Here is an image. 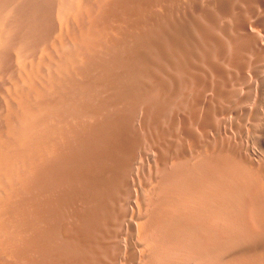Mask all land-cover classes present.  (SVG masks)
<instances>
[{
    "label": "rangeland",
    "instance_id": "374dc122",
    "mask_svg": "<svg viewBox=\"0 0 264 264\" xmlns=\"http://www.w3.org/2000/svg\"><path fill=\"white\" fill-rule=\"evenodd\" d=\"M263 45L264 0H0V148L51 139L10 264H264Z\"/></svg>",
    "mask_w": 264,
    "mask_h": 264
},
{
    "label": "bare ground",
    "instance_id": "6f19581e",
    "mask_svg": "<svg viewBox=\"0 0 264 264\" xmlns=\"http://www.w3.org/2000/svg\"><path fill=\"white\" fill-rule=\"evenodd\" d=\"M8 1V0H7ZM74 1V0H73ZM213 1V0H212ZM71 2V1H69ZM81 2V1H80ZM216 2V1H215ZM77 3H79V1H77ZM88 3V2H87ZM175 3V2H174ZM74 4V3H73ZM80 4V3H79ZM78 4V5H79ZM85 3H83L82 5H84ZM101 4V3H100ZM186 4V3H185ZM76 6H78L77 4H75ZM74 5V6H75ZM68 6V5H67ZM73 6V5H72ZM81 7V5H79ZM78 6V7H79ZM60 7V6H59ZM84 7V6H83ZM85 7H87L85 5ZM84 7V9H85ZM69 8V7H68ZM74 8V7H73ZM116 8V7H115ZM174 8V7H173ZM12 9V8H11ZM65 9V8H64ZM83 9V8H82ZM90 9V8H89ZM97 9V8H96ZM109 9V8H108ZM124 9V8H123ZM7 10V9H6ZM81 10V9H80ZM87 10V9H85ZM92 10V9H91ZM185 10V9H184ZM3 11V10H2ZM68 11V9H67ZM70 11V9H69ZM77 11V10H76ZM79 11V9H78ZM83 11V10H82ZM107 11V10H106ZM62 12V11H61ZM71 12V11H70ZM80 12V11H79ZM78 12V13H79ZM85 12V11H84ZM88 12V15H89V11H86V13ZM102 12V11H100ZM64 13V12H63ZM69 13V12H68ZM74 13V12H73ZM72 12L70 13L73 14ZM65 14V13H64ZM76 14V13H75ZM83 13L80 12V15H82ZM119 14V13H118ZM137 14V13H136ZM60 15V14H59ZM61 16V15H60ZM64 16V15H63ZM63 16H61L63 18ZM77 16V17H78ZM119 16V15H117ZM58 17V16H57ZM75 17V16H74ZM73 17V18H74ZM86 17V16H85ZM88 17V16H87ZM94 17V16H93ZM96 17V16H95ZM105 17V15H104ZM61 18V19H62ZM81 18V16H80ZM60 20V22L62 21L60 18H57ZM65 20H67L68 18H66L64 16ZM71 19H72V16H71ZM76 19V17H75ZM127 19V18H126ZM258 19V18H257ZM63 20V21H65ZM70 20V19H68ZM67 20V21H68ZM239 20V19H238ZM44 21V20H43ZM71 21V20H70ZM73 21V20H72ZM104 21V20H103ZM115 21V20H114ZM96 22V21H95ZM78 23V21H77ZM88 23V22H87ZM206 23V22H205ZM75 24V22L73 23ZM91 24V23H90ZM250 24V23H249ZM87 25V24H86ZM69 26V25H67ZM75 26V25H74ZM77 26V25H76ZM80 26V25H79ZM78 26V27H79ZM123 26V25H122ZM84 27V26H82ZM251 28V27H250ZM64 29V28H63ZM81 29V28H80ZM84 29V28H83ZM112 29V28H111ZM82 30V29H81ZM131 30V29H130ZM261 30V29H260ZM61 31V30H60ZM69 31V30H68ZM99 31V30H98ZM112 31V30H111ZM78 32V31H77ZM113 32V31H112ZM133 32V31H132ZM84 33V32H83ZM61 34V33H59ZM87 34V33H86ZM86 34H83L82 36L84 37L83 38V41L86 39L89 38H85L84 35ZM133 35V34H132ZM218 35V34H217ZM56 36V35H55ZM58 36V35H57ZM61 36V35H60ZM171 36V35H170ZM62 37V36H61ZM127 37V36H126ZM63 38V37H62ZM61 38V39H62ZM67 38V37H66ZM79 38V37H78ZM95 39V37H94ZM167 39V38H165ZM63 41V40H61ZM60 41V43H61ZM79 41V40H78ZM48 42V41H47ZM150 42V41H149ZM262 42V41H261ZM87 43V42H86ZM94 43V42H93ZM128 43V42H127ZM141 43V42H140ZM53 44V43H52ZM57 44V43H56ZM63 44V43H62ZM73 44V43H72ZM75 44V43H74ZM40 45V44H39ZM67 45V44H66ZM69 45V44H68ZM76 45V44H75ZM74 45V46H75ZM103 45V44H102ZM54 45H52L53 47ZM58 46V45H57ZM55 46V47H57ZM73 46V45H72ZM105 46V45H104ZM148 46V45H147ZM227 46V45H226ZM242 46V45H241ZM264 46V45H263ZM48 47V46H47ZM54 47V48H55ZM63 47V46H62ZM153 47V46H152ZM58 48V47H57ZM71 48V47H69ZM75 48V47H74ZM48 49V48H47ZM60 49V48H58ZM58 49L56 52H58ZM232 49V48H231ZM2 50V49H1ZM23 51V49H21ZM78 50V49H77ZM148 50V49H147ZM146 50V51H147ZM156 50V49H155ZM70 51V50H69ZM72 51V49H71ZM98 51V50H97ZM150 51V50H149ZM153 51V50H152ZM243 51V50H242ZM68 52V51H67ZM86 52V51H85ZM21 53V52H20ZM24 53V52H23ZM72 53V52H71ZM113 53V52H112ZM158 53V52H157ZM5 54V53H4ZM58 54V53H57ZM56 54V55H57ZM150 54V53H149ZM87 55V53H86ZM159 55V54H157ZM246 55V54H245ZM28 56V55H27ZM80 56V55H79ZM110 56V55H109ZM263 56V55H262ZM22 57V55H21ZM50 57V56H49ZM53 57V56H52ZM77 57V56H76ZM160 57V56H159ZM246 57V56H245ZM25 58V57H24ZM23 58V59H24ZM27 58V57H26ZM82 57H80L79 59H81ZM112 58V57H111ZM158 58V57H157ZM263 58V57H262ZM28 59V58H27ZM156 59V58H155ZM164 59V58H163ZM253 59V58H252ZM26 60V59H25ZM24 60V61H25ZM32 60V59H30ZM35 60V59H34ZM51 60V59H50ZM89 60V59H88ZM216 60V59H215ZM258 60V59H257ZM40 61V60H38ZM3 62V61H2ZM26 62H28L26 60ZM25 62V63H26ZM136 62V61H135ZM143 62V61H142ZM146 62V61H145ZM24 63V62H23ZM187 63V62H186ZM224 63V62H223ZM30 64H31V61H30ZM77 64V63H76ZM138 64V63H137ZM19 65V63H18ZM22 65V64H21ZM25 65V64H23ZM34 65V62L33 64ZM40 65V64H39ZM86 65V64H85ZM115 65V64H114ZM1 66V65H0ZM52 66V65H51ZM59 66V65H58ZM65 66V65H64ZM137 66V65H136ZM25 68L27 67L24 66ZM77 67V66H76ZM33 68V67H32ZM38 68V67H37ZM1 69V68H0ZM56 69V68H55ZM59 69V68H58ZM57 69V73H58V70ZM51 70V68H50ZM60 70H61V67H60ZM63 70V69H62ZM88 70V69H87ZM32 71V70H31ZM143 72V71H142ZM5 73V72H4ZM31 73V72H30ZM32 73H34V71H32ZM32 73L30 75H32ZM63 73V72H62ZM6 74V73H5ZM21 74V73H19ZM97 74V73H95ZM184 74V73H183ZM13 75V74H12ZM28 74H26L27 76ZM35 75V74H34ZM60 75V74H59ZM214 75V74H213ZM23 76V75H22ZM21 76V77H22ZM50 76V75H49ZM216 76V75H215ZM220 76V75H219ZM1 77V76H0ZM12 78V77H11ZM23 78V77H22ZM25 78V77H24ZM23 78V84H26L27 85V81H31L29 80L30 76H28V79L26 81V79ZM33 78V77H32ZM117 78V77H116ZM205 78V77H204ZM214 78V77H213ZM35 79V77H34ZM51 79V78H50ZM58 79V77H57ZM47 80V79H46ZM26 81V82H25ZM151 81V80H150ZM3 82V81H2ZM25 82V83H24ZM34 82V81H33ZM84 82V81H83ZM211 82V81H209ZM241 82V81H240ZM4 83V82H3ZM12 83V82H11ZM32 83L29 82V84ZM217 83V82H216ZM6 84V83H5ZM28 84V85H29ZM109 84V83H108ZM155 84V83H154ZM211 84V83H210ZM34 85V84H33ZM56 85L53 84V81L52 83H49L48 86H47V91L49 94H52L54 95L56 93ZM63 86V85H62ZM193 86V85H192ZM28 87V86H27ZM31 87L32 89V86H29ZM107 87V86H106ZM58 88V87H57ZM66 88V87H65ZM9 89V88H8ZM34 89V88H33ZM36 90V89H35ZM23 91V90H22ZM104 91V89H103ZM98 92V91H97ZM24 93V92H22ZM19 94V93H17ZM36 94H40L39 92H37ZM58 94V93H57ZM67 95V94H66ZM20 96V95H19ZM18 96V97H19ZM22 96V95H21ZM26 96V95H25ZM38 96V95H37ZM48 96V95H47ZM71 96V95H70ZM6 97V96H4ZM23 97V96H22ZM49 97V96H48ZM54 97V96H53ZM52 97V98H53ZM69 97V95H68ZM240 97V96H239ZM27 98V97H26ZM51 98V99H52ZM62 99V98H61ZM64 99V98H63ZM37 100V99H36ZM39 100V99H38ZM60 100V99H59ZM15 101V100H13ZM17 101V99H16ZM26 101V100H25ZM62 101V100H61ZM58 102V101H57ZM63 102V101H62ZM65 102V101H64ZM19 104V103H18ZM37 104V103H36ZM67 104V103H66ZM65 104V105H66ZM136 106V105H135ZM205 106V105H204ZM33 107V106H32ZM38 107V106H37ZM43 107V106H42ZM47 108H51V105H46ZM31 108V107H30ZM35 108V107H34ZM45 108V107H44ZM62 108V107H61ZM67 108V107H66ZM69 108V107H68ZM46 109V108H45ZM71 109V108H70ZM189 110V109H188ZM40 113L44 112L42 110H38ZM66 111V110H65ZM137 111V110H136ZM192 111V110H191ZM48 112V111H47ZM49 113V112H48ZM2 114V113H1ZM75 114V113H74ZM180 114V113H179ZM143 115V113H142ZM31 116V120L29 121H26L24 122L25 124L23 125L25 127L23 133H22V138L20 139L19 137V145H20V149H21V152L19 153H14V152H11V151H6V149H2L0 148V264H10L11 262H16V261H19V263H21L20 261L24 262L27 260V250L29 249L30 245H32V243H30V240H29V233H30V222L29 219L32 218V214H34V210L29 207H26L22 210H18V202L20 201V198L22 199L24 194L26 192H28L30 189L33 188V182L35 181L34 180V177L37 175L38 176V172L42 171L40 170V166H41V161H43L42 159V156H43V153H44V150H46L47 146L49 145V141L51 139H48L46 137V135H43V131H41V126H42V118L38 116H33L32 114H29V117ZM203 117V116H202ZM210 118V117H209ZM25 119V118H24ZM194 119V118H193ZM43 120H44V115H43ZM140 120V119H139ZM51 121V120H50ZM48 122V121H47ZM140 122V121H139ZM202 122V120H201ZM54 123V122H53ZM202 124V123H201ZM86 125V124H85ZM198 125V124H197ZM45 126V125H44ZM48 127V126H47ZM46 127V128H47ZM61 127V125H60ZM10 128V127H9ZM55 128V127H54ZM59 128V127H57ZM70 128V127H69ZM194 128V127H193ZM48 129V128H47ZM87 129V128H86ZM180 129V128H179ZM212 130V129H211ZM13 131V130H11ZM52 131V130H51ZM54 131V130H53ZM75 131V130H74ZM73 132V131H72ZM1 133V132H0ZM58 133V132H57ZM6 134V133H5ZM7 134H9L7 132ZM21 134V133H20ZM52 134V133H51ZM69 134V133H68ZM12 135V134H11ZM67 135V134H66ZM65 135V136H66ZM73 135V134H72ZM2 135H0L1 137ZM5 135H3L2 137H4ZM10 136V135H9ZM71 136V135H70ZM1 137V138H2ZM13 137V136H11ZM82 137V136H81ZM172 137V136H171ZM50 138V137H49ZM72 138V137H71ZM5 139V138H4ZM10 139V138H9ZM13 139H15V137H13ZM18 139V138H17ZM68 139V138H67ZM1 140V139H0ZM54 140V137H52V141ZM2 141V140H1ZM0 141V142H1ZM61 141V140H59ZM63 141V140H62ZM70 141V140H68ZM155 141V140H154ZM11 144V143H10ZM55 144V143H54ZM67 144V143H66ZM87 144V143H86ZM148 144V143H147ZM12 145V144H11ZM16 145V143H15ZM14 145V146H15ZM66 146V145H65ZM70 146V145H69ZM146 147V146H145ZM151 147V146H150ZM13 150V149H12ZM52 150H53V147H52ZM164 151V150H163ZM175 151V150H174ZM53 152V151H52ZM67 152V151H66ZM176 153V152H175ZM45 154V153H44ZM164 154V153H163ZM253 154V153H252ZM55 155V154H53ZM58 155V154H57ZM247 155V154H246ZM245 155V156H246ZM249 155V154H248ZM64 156V155H63ZM135 156V155H134ZM45 160H49L46 159L45 157H47V154L46 156L44 155L43 156ZM49 157V156H48ZM158 157V156H157ZM55 159V158H54ZM64 159V158H63ZM173 159V158H172ZM171 159V160H172ZM196 160V159H195ZM49 162V161H48ZM172 162V161H171ZM55 163V162H54ZM156 163V161H155ZM47 164V163H46ZM173 164V163H172ZM252 164V163H251ZM54 166V165H53ZM51 166V167H53ZM258 166V165H257ZM144 167V166H143ZM200 168V167H199ZM198 168V169H199ZM262 168V167H261ZM195 169V168H194ZM197 169V168H196ZM40 170V171H39ZM201 170V169H200ZM245 170V169H244ZM52 171V170H51ZM198 171V170H197ZM221 171V170H220ZM246 171V170H245ZM200 172V171H199ZM219 172V171H218ZM251 173V171H249ZM129 173V172H128ZM263 173V172H262ZM58 174V173H57ZM125 174V173H124ZM199 174V173H198ZM230 175V174H229ZM237 175V174H236ZM239 175V174H238ZM237 175V176H238ZM243 175V174H241ZM201 176V175H200ZM220 176V175H219ZM46 177V176H44ZM43 177V178H44ZM127 177V176H125ZM215 177V176H214ZM222 177V176H221ZM240 177V176H239ZM248 177V176H247ZM252 177V176H251ZM37 178V177H36ZM35 178V179H36ZM231 178V177H230ZM242 178V177H241ZM240 178V179H241ZM256 178V177H255ZM47 179V178H46ZM217 179V178H216ZM224 179V178H223ZM243 179V178H242ZM250 179V178H249ZM254 179V178H253ZM252 179V181H253ZM42 180V179H41ZM62 180V179H61ZM191 180V179H190ZM198 180V179H197ZM219 180V179H218ZM259 180V179H258ZM261 180V179H260ZM40 181V180H39ZM45 181V180H44ZM63 181V180H62ZM133 181V180H132ZM256 181V180H255ZM48 182V181H47ZM200 182V180H199ZM219 182V181H218ZM217 182V183H218ZM231 182V181H230ZM239 182V181H238ZM43 184V181L41 182ZM196 183V182H195ZM225 183V182H224ZM254 183V182H253ZM257 183V182H256ZM40 184V183H39ZM49 184V183H48ZM253 185V184H252ZM258 185V184H257ZM34 186H36L34 184ZM49 186V185H48ZM224 186V185H223ZM239 186V185H238ZM241 186V185H240ZM251 186V185H250ZM145 187V186H144ZM231 187V186H230ZM237 187V186H236ZM244 187V186H243ZM246 187V186H245ZM248 187V186H247ZM252 187V186H251ZM254 187H255V184H254ZM252 187V188H254ZM35 188V187H34ZM257 188V186H256ZM255 188V189H256ZM264 188V187H263ZM41 189V188H40ZM50 189V188H49ZM145 189V188H144ZM231 189V188H230ZM262 189V188H261ZM235 190V189H234ZM249 190H252V189H249ZM34 191V190H33ZM201 191V190H200ZM227 191V190H226ZM255 191V190H254ZM253 191V192H254ZM160 192V191H159ZM176 192V191H175ZM245 192V191H244ZM248 192V191H247ZM261 192H264V191H261ZM60 193V192H59ZM203 193V192H202ZM201 193V194H202ZM250 193V192H249ZM255 193V192H254ZM164 194V193H162ZM161 194V195H162ZM174 194V193H173ZM180 194V193H179ZM199 194V193H198ZM247 194V193H246ZM253 194V193H252ZM251 194V195H252ZM65 195V194H64ZM241 195V194H240ZM248 196V197H251ZM258 195H260V193H258ZM163 196V195H162ZM169 196V195H167ZM175 196V194H174ZM179 196V195H178ZM231 196V195H230ZM238 196V195H237ZM243 196V195H242ZM176 197V196H175ZM130 198V197H129ZM174 198V197H173ZM179 198V197H178ZM205 198V197H203ZM244 198V196H243ZM257 198V197H256ZM55 199V198H54ZM65 199V198H64ZM168 199V198H167ZM222 199V198H221ZM237 199V198H235ZM250 199V198H249ZM252 199V197H251ZM73 200V199H72ZM171 200V198H170ZM63 201V200H62ZM152 201V200H151ZM151 201H149L151 203ZM243 201V200H242ZM177 202H180V201H177ZM198 202V201H197ZM217 202V201H215ZM232 202V201H231ZM241 202V201H240ZM245 202V201H244ZM36 203V202H35ZM133 203V202H132ZM136 203V202H135ZM156 203V202H155ZM200 203V202H199ZM226 203V202H225ZM224 203V204H225ZM175 204V201L173 204L171 205H174ZM177 204V203H176ZM182 204V203H181ZM223 204V203H222ZM227 204V203H226ZM20 205V204H19ZM137 205V204H136ZM184 205V204H183ZM190 205V204H189ZM24 206V205H23ZM35 206V205H34ZM226 206V205H225ZM193 207V206H192ZM227 207V206H226ZM260 207V206H259ZM36 208V207H34ZM56 208V207H55ZM225 208V207H224ZM239 208V207H238ZM78 209V208H77ZM112 209V208H111ZM192 209V208H190ZM250 209V208H249ZM222 210V209H221ZM71 211V210H70ZM132 211H135L132 209ZM131 211V212H132ZM176 211V210H175ZM218 211V210H217ZM228 211V210H227ZM181 212V211H180ZM204 212V211H203ZM66 213V212H65ZM109 213V212H108ZM182 213V212H181ZM199 213V212H198ZM228 213V212H227ZM110 214V213H109ZM133 214H135L133 212ZM196 214V213H195ZM224 214V213H223ZM84 215V214H83ZM125 215V214H124ZM161 215V214H160ZM212 215V214H211ZM44 216V215H43ZM63 216V215H62ZM67 216V215H66ZM116 216V215H115ZM139 216V215H138ZM163 216V215H162ZM226 216V215H225ZM246 216V215H245ZM161 217V216H160ZM207 217V216H206ZM133 218V216H132ZM131 218V219H132ZM224 219V218H223ZM46 220V219H45ZM72 220V219H71ZM170 220V219H169ZM144 221V220H143ZM252 221V220H251ZM241 222V221H240ZM211 223V222H210ZM59 224V223H58ZM121 224V223H120ZM219 225V224H218ZM259 226V225H258ZM263 226V225H262ZM164 227V226H163ZM104 228V227H103ZM139 228V226H138ZM185 228V227H184ZM141 229V228H140ZM212 229V228H211ZM264 229V228H263ZM261 229V230H263ZM76 230V229H75ZM164 230V229H163ZM259 232V231H258ZM62 233V232H61ZM139 233V231H138ZM166 233V232H165ZM168 233V232H167ZM245 233V232H244ZM140 234V233H139ZM206 234V233H205ZM208 234V233H207ZM248 234V233H247ZM253 234V233H252ZM65 235V234H64ZM220 235V234H219ZM214 236V235H213ZM238 236V235H237ZM233 237V236H232ZM33 238V237H31ZM200 239V238H199ZM198 239V240H199ZM208 239V238H207ZM193 240V239H192ZM236 240V239H235ZM33 241V240H32ZM176 241V240H175ZM195 241V240H194ZM206 241V239H205ZM208 241V240H207ZM70 242V241H69ZM159 243V242H158ZM123 244V243H122ZM34 245V244H33ZM148 245V244H147ZM157 245V244H155ZM198 245V244H197ZM204 246V245H203ZM35 247V246H34ZM37 247V246H36ZM147 247V246H146ZM157 247V246H156ZM177 247V245H176ZM31 248V247H30ZM144 248V247H143ZM158 248V247H157ZM162 248V247H159V249ZM264 248V247H263ZM215 249V248H214ZM33 250V249H32ZM69 250V249H68ZM163 250V249H162ZM159 252V250H158ZM204 252V251H203ZM264 251H262L263 253ZM182 253V252H181ZM245 253V252H244ZM252 253V252H251ZM32 254V251L31 253L29 252V255ZM77 254V253H76ZM131 254V253H130ZM124 257V256H122ZM183 257V256H182ZM184 258V257H183ZM200 258V257H199ZM240 258V257H239ZM126 259V258H125ZM164 259V258H163ZM182 259V258H181ZM187 259V258H186ZM35 260V259H34ZM159 260V259H158ZM189 260V259H188ZM203 260V259H202ZM122 261V260H121ZM182 261V260H181ZM184 261V259H183ZM182 261V262H183ZM161 262V260H160ZM165 262V261H164ZM169 262V261H168ZM171 262V261H170ZM169 262V263H170ZM264 262V261H263ZM18 263V262H17ZM185 264V263H184Z\"/></svg>",
    "mask_w": 264,
    "mask_h": 264
}]
</instances>
